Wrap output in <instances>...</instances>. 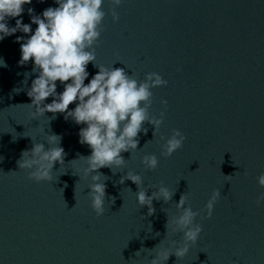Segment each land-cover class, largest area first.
<instances>
[{
  "label": "water",
  "instance_id": "1",
  "mask_svg": "<svg viewBox=\"0 0 264 264\" xmlns=\"http://www.w3.org/2000/svg\"><path fill=\"white\" fill-rule=\"evenodd\" d=\"M29 7L40 15L57 5L32 0L24 23H30ZM112 8L105 0L96 64L125 67L139 80L160 74L168 84L153 89L149 112L155 118L165 112L164 122L154 137V128L144 125L148 131L139 134L138 150L121 154L124 168L99 170L106 201L97 217L87 196L91 175L84 176L87 165L78 159L91 154L79 143L82 125L61 114L32 119L27 89L37 74L31 62L19 65L20 45L14 43L24 34L0 42L6 65L0 66V264H149L170 241L183 243L181 233L166 229L179 214L180 196L199 211L217 189L221 198L211 219H203V212L196 219L203 227L198 243L166 264H264V206L256 205L264 192L257 183L264 173V0H122L117 23ZM87 71L90 80L98 68L89 64ZM173 129L187 139L165 158L160 137H170ZM52 134L61 137L64 165L55 164L51 182L29 180L17 162L33 142L47 149ZM153 154L159 165L146 170L142 158ZM127 172L152 186L149 196L161 184L175 195L169 203L154 200L155 214L148 216L137 203V186L120 183Z\"/></svg>",
  "mask_w": 264,
  "mask_h": 264
},
{
  "label": "clouds",
  "instance_id": "2",
  "mask_svg": "<svg viewBox=\"0 0 264 264\" xmlns=\"http://www.w3.org/2000/svg\"><path fill=\"white\" fill-rule=\"evenodd\" d=\"M39 2L43 3L44 0ZM54 2L57 7H48L40 15L34 14V9L29 7L27 14L30 23H24L25 6L31 5L32 0H0V42L15 36L17 32L24 34L17 36L14 43L20 45L19 65L31 62L32 71L37 74L27 89L31 103L26 106L31 111L32 119L43 117L46 113H51L53 118L61 114L66 121L82 125L78 133L79 143L88 146L91 154L87 157L81 155L78 159L87 165L84 176L91 175L92 183L88 187L90 191L87 196L96 216L100 217L105 212L106 184L100 182L101 177L105 176L99 170L109 168L115 173L113 169L124 168L127 160L121 154L138 150L139 134L143 132L147 135L148 130L144 127L146 123L154 128L153 137L155 136L164 122L165 112H161L159 118L150 116L153 89L167 87L168 82L156 72L148 73L143 80H139L135 75H129L125 67L108 68L96 64V47L106 17L102 10L105 0ZM109 2L113 6L112 22L117 23L120 17L115 9L122 4V0ZM10 20H15L14 27L9 25ZM32 25L36 26L34 32ZM89 64L98 68V72L90 80L87 71ZM0 66L6 65L0 61ZM58 82L63 86V91L59 93ZM49 98L51 102L46 103ZM161 103L167 110V101L162 100ZM72 104L75 107L69 110ZM160 139L165 141L161 156L170 158L183 148L187 138L181 131L173 129L170 137L161 136ZM46 141L49 145L47 149L43 143L33 142L31 150L23 151L17 162L20 170L28 171V179L37 183L51 182L55 164L64 165L66 156L60 146V136L47 135ZM141 163L146 170L154 171L159 160L154 154L145 155ZM226 177L231 179L232 175ZM125 180L137 186V203L140 207L148 208V216L155 214L154 200L169 203L175 195L161 184L149 196L147 193L152 186L145 188L142 177L132 172H127L120 183L123 184ZM257 183L264 189V173L257 177ZM220 198V190H213L204 209L193 211L188 197L182 194L176 203L179 214L167 220L166 229L167 234L169 231L181 233L183 243L178 247L176 241H170V248H162L156 252L149 264H166L173 255L177 260L183 259L190 246L198 243L203 232L202 225L196 223L197 217H201L203 212L206 213L202 216L203 219H211ZM256 205L264 206V192L257 197ZM135 255L139 256L141 252L138 251Z\"/></svg>",
  "mask_w": 264,
  "mask_h": 264
}]
</instances>
